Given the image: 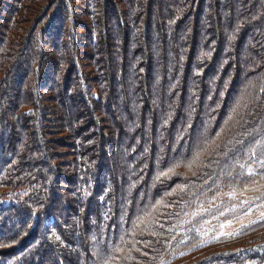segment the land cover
<instances>
[{"label": "trees", "instance_id": "1", "mask_svg": "<svg viewBox=\"0 0 264 264\" xmlns=\"http://www.w3.org/2000/svg\"><path fill=\"white\" fill-rule=\"evenodd\" d=\"M261 185L264 0H0V264H263Z\"/></svg>", "mask_w": 264, "mask_h": 264}, {"label": "rangeland", "instance_id": "2", "mask_svg": "<svg viewBox=\"0 0 264 264\" xmlns=\"http://www.w3.org/2000/svg\"><path fill=\"white\" fill-rule=\"evenodd\" d=\"M261 186H264V185H261ZM257 189H259V187L254 188V189H249L247 192H248V193H251V192L256 191ZM247 220H248V217H243V223L246 222ZM236 225H237V223H234V224L231 225V227H234V226H236ZM263 264H264V263H263Z\"/></svg>", "mask_w": 264, "mask_h": 264}]
</instances>
